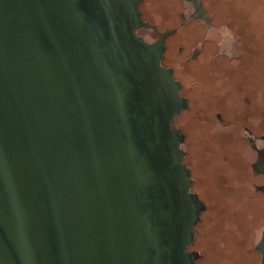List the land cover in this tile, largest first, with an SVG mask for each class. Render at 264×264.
I'll return each mask as SVG.
<instances>
[{"label": "water", "instance_id": "95a60500", "mask_svg": "<svg viewBox=\"0 0 264 264\" xmlns=\"http://www.w3.org/2000/svg\"><path fill=\"white\" fill-rule=\"evenodd\" d=\"M140 1L0 0V264H245L210 222L168 32L153 41Z\"/></svg>", "mask_w": 264, "mask_h": 264}, {"label": "rangeland", "instance_id": "374dc122", "mask_svg": "<svg viewBox=\"0 0 264 264\" xmlns=\"http://www.w3.org/2000/svg\"><path fill=\"white\" fill-rule=\"evenodd\" d=\"M140 4L153 41L168 32L161 64L188 100L177 118L210 222L245 264H261L264 0Z\"/></svg>", "mask_w": 264, "mask_h": 264}, {"label": "flooded vegetation", "instance_id": "af4514ba", "mask_svg": "<svg viewBox=\"0 0 264 264\" xmlns=\"http://www.w3.org/2000/svg\"><path fill=\"white\" fill-rule=\"evenodd\" d=\"M196 7H198V5H196ZM165 51V50H164ZM262 153H261V156L263 157V161L261 162V163H259V164H264V150L263 151H261ZM257 171H260V172H263V171H261V170H257ZM264 173V172H263Z\"/></svg>", "mask_w": 264, "mask_h": 264}, {"label": "trees", "instance_id": "16d2710c", "mask_svg": "<svg viewBox=\"0 0 264 264\" xmlns=\"http://www.w3.org/2000/svg\"><path fill=\"white\" fill-rule=\"evenodd\" d=\"M261 153H262V152L260 151V152H259V157L261 156Z\"/></svg>", "mask_w": 264, "mask_h": 264}]
</instances>
